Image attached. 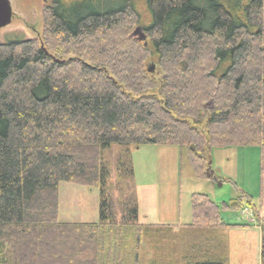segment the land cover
<instances>
[{
    "label": "trees",
    "instance_id": "obj_1",
    "mask_svg": "<svg viewBox=\"0 0 264 264\" xmlns=\"http://www.w3.org/2000/svg\"><path fill=\"white\" fill-rule=\"evenodd\" d=\"M141 2L147 24L137 0H51L41 39L0 44V264H142L171 227L139 223L141 146L185 149L199 179L213 149L258 147L264 168V0ZM60 183L98 189V222L59 221ZM244 208L264 264L244 193L192 195L182 264H227L213 231Z\"/></svg>",
    "mask_w": 264,
    "mask_h": 264
},
{
    "label": "rangeland",
    "instance_id": "obj_2",
    "mask_svg": "<svg viewBox=\"0 0 264 264\" xmlns=\"http://www.w3.org/2000/svg\"><path fill=\"white\" fill-rule=\"evenodd\" d=\"M9 2L13 10V19L10 26L0 30V44L16 39H41L43 6L51 0H9ZM137 7L144 23L147 24L149 15L141 0H137ZM138 28L140 34L134 36L138 38L145 36L142 25ZM148 67L152 69L153 62H149ZM133 156L137 173L135 183L143 215L148 213L149 219L154 223L171 227V230H167L170 234L161 236L164 241L158 242L160 246L154 243V238L145 236L141 248L142 264L166 262L164 258L169 256L168 254H171L169 257L172 258V262L178 261L182 264L185 253L181 242L183 236L190 231L177 228L192 222L193 194H203L215 203L228 204L244 193L252 199L255 207L264 217V168L261 165L258 147H230L211 151V169L221 185L208 179L197 178L186 150L178 146L144 145L137 148ZM59 193L60 222H98L100 210L98 189L60 183ZM222 217L227 223L235 224L240 221L247 222L251 215L250 213L244 215L242 210H223ZM217 236L224 239L221 234L217 233Z\"/></svg>",
    "mask_w": 264,
    "mask_h": 264
},
{
    "label": "crops",
    "instance_id": "obj_3",
    "mask_svg": "<svg viewBox=\"0 0 264 264\" xmlns=\"http://www.w3.org/2000/svg\"><path fill=\"white\" fill-rule=\"evenodd\" d=\"M134 169H135V179H136L137 173L135 168V160H134ZM138 200H139V195H138ZM261 217L264 218L262 215ZM149 218H150V214L145 213L143 215L142 207L139 201V222L141 224L159 225L158 223H154V221H151ZM251 220L252 219L249 218L247 222L240 221V223L231 224V223H227L223 219V221L227 225H230L232 227H225L213 231L215 232V235H217L218 233L224 236L225 244L227 247V256H226L227 264H261L262 233H261V229ZM243 224H247V225L250 224L251 226L237 227V225H243ZM186 225H181L177 229L180 230L182 228L185 229L186 231L189 230L190 233L193 232L190 229L183 228V226ZM225 237L227 238V240ZM237 240L239 242H237Z\"/></svg>",
    "mask_w": 264,
    "mask_h": 264
},
{
    "label": "water",
    "instance_id": "obj_4",
    "mask_svg": "<svg viewBox=\"0 0 264 264\" xmlns=\"http://www.w3.org/2000/svg\"><path fill=\"white\" fill-rule=\"evenodd\" d=\"M13 10L9 0H0V30L8 27L12 23ZM134 34H140V30L137 29ZM140 40H145V36H141ZM206 176L209 180H215V173L211 170V161L208 163L206 170Z\"/></svg>",
    "mask_w": 264,
    "mask_h": 264
}]
</instances>
